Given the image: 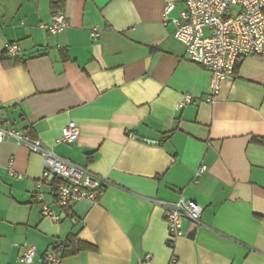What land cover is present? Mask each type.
I'll use <instances>...</instances> for the list:
<instances>
[{
    "label": "crops",
    "instance_id": "0c3cea01",
    "mask_svg": "<svg viewBox=\"0 0 264 264\" xmlns=\"http://www.w3.org/2000/svg\"><path fill=\"white\" fill-rule=\"evenodd\" d=\"M170 3L175 18L185 0H64L69 25L50 34L41 26L54 0H0V123L87 167L104 188L58 208L57 176L38 185L43 156L0 143V264H24L28 245L31 264H264V57L243 58L209 102L210 71L163 20ZM12 43L18 61L5 63ZM70 121L78 139L62 142ZM181 196L203 207L201 223L184 220L170 246L161 201ZM71 234L97 248L48 261Z\"/></svg>",
    "mask_w": 264,
    "mask_h": 264
},
{
    "label": "built area",
    "instance_id": "2783aa9c",
    "mask_svg": "<svg viewBox=\"0 0 264 264\" xmlns=\"http://www.w3.org/2000/svg\"><path fill=\"white\" fill-rule=\"evenodd\" d=\"M175 5L168 4L163 11L164 22L175 24L174 37L186 50L187 57L196 64L207 68L211 73L209 102H214L222 82L233 76L240 61L247 56L264 57V0H185V8L179 16L170 18ZM69 23L63 9L53 13V21L41 27L50 34H58L68 27ZM98 36L97 31L92 32ZM7 56L14 58L20 54L17 43L6 47ZM190 100L186 97L185 102ZM79 130L74 121L63 129L60 140L72 143L78 139ZM14 139L30 150L40 153L44 158L43 177L38 182L51 183L49 175L63 180L55 189V202L58 208H64L83 198L96 200L104 191L103 181L87 167L75 164L48 149L42 141L32 138L23 129L4 126L0 123V143ZM206 169L203 166L196 172L200 176ZM42 212L45 216L59 221L60 214L43 201ZM165 221L168 226V244L184 235V220L199 225L203 207L195 200L181 196L175 202L161 201ZM37 254L36 246L28 245L20 257L24 264H31ZM45 258L59 263L61 257L54 251L45 254ZM147 258H151L148 255Z\"/></svg>",
    "mask_w": 264,
    "mask_h": 264
},
{
    "label": "trees",
    "instance_id": "16d2710c",
    "mask_svg": "<svg viewBox=\"0 0 264 264\" xmlns=\"http://www.w3.org/2000/svg\"><path fill=\"white\" fill-rule=\"evenodd\" d=\"M63 1L64 0H54V5L56 7L55 11L58 9H61V5L63 4ZM18 56L11 58L9 56H6V53L4 52L2 54V59L5 63H12L13 61H18V58H19ZM163 137L167 138V137H169V135H164ZM256 141L264 144V139H256ZM62 181L63 180H61L59 177H57V178L55 177L53 179V183L57 182L60 184ZM96 248L97 247L94 243L82 240V239L78 238L75 234H71L66 239V241H64L63 243H60L56 247H54L53 251L57 255H59L61 258H66L69 256L76 255L83 250H94Z\"/></svg>",
    "mask_w": 264,
    "mask_h": 264
},
{
    "label": "water",
    "instance_id": "95a60500",
    "mask_svg": "<svg viewBox=\"0 0 264 264\" xmlns=\"http://www.w3.org/2000/svg\"><path fill=\"white\" fill-rule=\"evenodd\" d=\"M0 116L2 117V119H6L7 118V114H6V111L5 110H1L0 111ZM194 226L196 227V226H198V225H196V224H194ZM194 233H192V235H193Z\"/></svg>",
    "mask_w": 264,
    "mask_h": 264
}]
</instances>
